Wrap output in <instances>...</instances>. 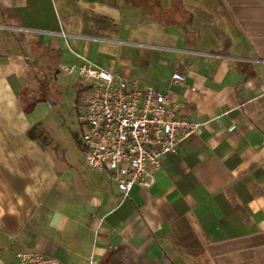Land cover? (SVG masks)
Masks as SVG:
<instances>
[{
    "label": "crops",
    "instance_id": "crops-1",
    "mask_svg": "<svg viewBox=\"0 0 264 264\" xmlns=\"http://www.w3.org/2000/svg\"><path fill=\"white\" fill-rule=\"evenodd\" d=\"M76 55L171 89L201 124L151 188L122 199L50 152L41 72ZM28 249L62 264H264V0H0V261Z\"/></svg>",
    "mask_w": 264,
    "mask_h": 264
},
{
    "label": "built area",
    "instance_id": "built-area-1",
    "mask_svg": "<svg viewBox=\"0 0 264 264\" xmlns=\"http://www.w3.org/2000/svg\"><path fill=\"white\" fill-rule=\"evenodd\" d=\"M76 57L74 66L61 71L76 73L91 83L90 95L78 115L85 125L81 142L86 165L114 182L122 199L133 187L151 188L162 158L175 154L182 142L197 135L201 124L180 115L171 89L138 88L136 81L122 80L86 58ZM185 81L180 72L172 73V84L184 86ZM0 264L62 263L28 249Z\"/></svg>",
    "mask_w": 264,
    "mask_h": 264
},
{
    "label": "rangeland",
    "instance_id": "rangeland-1",
    "mask_svg": "<svg viewBox=\"0 0 264 264\" xmlns=\"http://www.w3.org/2000/svg\"><path fill=\"white\" fill-rule=\"evenodd\" d=\"M41 73H44L41 75L42 96L46 101L38 107L37 114L46 131L45 138L50 141V152L77 175L93 174L83 159L81 139L85 125L78 118L83 100L90 95V81L64 72L53 75L42 70ZM11 258L0 263L9 262Z\"/></svg>",
    "mask_w": 264,
    "mask_h": 264
}]
</instances>
